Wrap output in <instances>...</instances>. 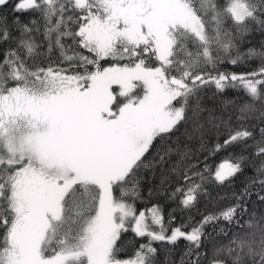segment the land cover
Wrapping results in <instances>:
<instances>
[{
  "label": "snow or ice",
  "instance_id": "6c2138e0",
  "mask_svg": "<svg viewBox=\"0 0 264 264\" xmlns=\"http://www.w3.org/2000/svg\"><path fill=\"white\" fill-rule=\"evenodd\" d=\"M0 264H264V0H0Z\"/></svg>",
  "mask_w": 264,
  "mask_h": 264
},
{
  "label": "trees",
  "instance_id": "16d2710c",
  "mask_svg": "<svg viewBox=\"0 0 264 264\" xmlns=\"http://www.w3.org/2000/svg\"><path fill=\"white\" fill-rule=\"evenodd\" d=\"M235 70L239 71L241 69L238 68V69H235ZM231 95H234V94H230V96ZM223 159H224V154H220L213 161H210V162L214 163V164H218V163L222 162ZM237 184L239 185V181L237 182Z\"/></svg>",
  "mask_w": 264,
  "mask_h": 264
}]
</instances>
